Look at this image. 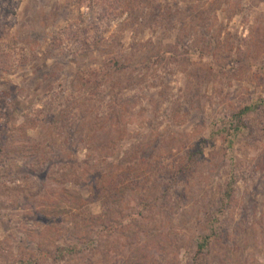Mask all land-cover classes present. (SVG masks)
<instances>
[{"label": "rangeland", "instance_id": "1", "mask_svg": "<svg viewBox=\"0 0 264 264\" xmlns=\"http://www.w3.org/2000/svg\"><path fill=\"white\" fill-rule=\"evenodd\" d=\"M113 153L161 206L135 251L137 227L97 237L101 203L72 213L67 194L88 200L86 165ZM145 257L264 264V0H0V264Z\"/></svg>", "mask_w": 264, "mask_h": 264}, {"label": "trees", "instance_id": "2", "mask_svg": "<svg viewBox=\"0 0 264 264\" xmlns=\"http://www.w3.org/2000/svg\"><path fill=\"white\" fill-rule=\"evenodd\" d=\"M263 102V101H262ZM256 110V107L252 106H246L243 110H241L239 113H237L236 117H233V119H239V122L244 124L245 123V117L249 115L250 113L254 112ZM119 142H110L108 145H104V147L107 150L113 149L115 151L118 147ZM234 143L232 141H229V147H232ZM145 150L141 152V158L144 154ZM114 153L113 154H100V158L98 156V159H101L100 166H105L104 171H98L96 170L98 166H93L91 168V165H86V175L87 179L84 181V185L88 188V200H86L82 195L71 193L69 190L67 191V194H70L72 199L70 201L71 205V211L73 212H80L82 211V207L86 206L85 204H92V203H101L102 205V214L99 216H94L91 213H89V218L92 220L91 224V234L96 235L97 237H100L104 234H107L108 237H115V239L120 238L121 234H119L120 230L131 228L132 226L137 227L138 230L135 231L134 234H138V237L134 235L132 238L137 237V239L132 243L131 241L129 244V250L133 248L134 251L137 250L138 247L144 246L146 241L144 243H140L139 238H143L145 234H148L146 231V225H142V222L144 219L146 220V216L144 215L147 210H149L151 207H158L161 209L160 205H156L152 203L149 205L148 209H146V190L145 188L140 189V191L144 194V199L140 198L139 195H136L135 192L132 190L135 188V186H138V183L130 178L131 172H129L128 167H133L134 165L130 164V162L127 161L128 158H122L118 161H111L114 159ZM140 156V154H139ZM93 158V157H92ZM94 161L97 162L95 158H93ZM99 161V160H98ZM92 171H91V170ZM122 174V175H121ZM146 173H144L145 175ZM144 175L140 174L138 179L143 178ZM126 178V183L123 184L122 178ZM145 179V178H144ZM135 182L136 184H133L132 182ZM234 182V181H233ZM89 185H88V184ZM82 184V185H83ZM236 189L234 187L233 183H229L223 200H222V207L224 209L231 206L234 200ZM138 197L140 203L136 206V208H128L127 210L123 207V202L132 198V197ZM81 201L80 205H77L78 201ZM76 208V209H75ZM213 221H218V219H214ZM140 224V225H138ZM145 226V227H144ZM158 229H155L153 231L149 232V237H152L154 232H156ZM140 231V233H138ZM216 236V235H215ZM93 237L91 236L88 241L91 242ZM96 242V247H94V251H99L101 249V246L106 244L101 239L97 241L96 239H93ZM138 240V242H136ZM198 243V250L197 255L200 256V254H203L204 251L208 248V246L211 244L212 236H206L202 239H200ZM111 243L105 245V247L110 248ZM143 248V247H142ZM79 249H77V244L69 246L68 252L71 255L79 254ZM144 263L140 264H146V257L143 261Z\"/></svg>", "mask_w": 264, "mask_h": 264}]
</instances>
